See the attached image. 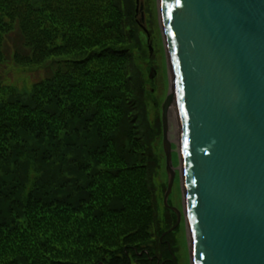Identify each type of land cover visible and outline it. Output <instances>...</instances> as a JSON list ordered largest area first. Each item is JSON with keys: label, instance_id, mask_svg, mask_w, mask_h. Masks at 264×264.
I'll list each match as a JSON object with an SVG mask.
<instances>
[{"label": "trees", "instance_id": "trees-1", "mask_svg": "<svg viewBox=\"0 0 264 264\" xmlns=\"http://www.w3.org/2000/svg\"><path fill=\"white\" fill-rule=\"evenodd\" d=\"M122 2L0 0V64L43 74L0 82V264H169L178 228Z\"/></svg>", "mask_w": 264, "mask_h": 264}, {"label": "water", "instance_id": "water-1", "mask_svg": "<svg viewBox=\"0 0 264 264\" xmlns=\"http://www.w3.org/2000/svg\"><path fill=\"white\" fill-rule=\"evenodd\" d=\"M171 93L162 106L163 206L183 216L191 264H264V0H159ZM146 35L150 56V35ZM149 80L156 72L149 71ZM180 129L182 214L168 205ZM163 235L160 239L164 238ZM169 248V246H168Z\"/></svg>", "mask_w": 264, "mask_h": 264}, {"label": "rangeland", "instance_id": "rangeland-1", "mask_svg": "<svg viewBox=\"0 0 264 264\" xmlns=\"http://www.w3.org/2000/svg\"><path fill=\"white\" fill-rule=\"evenodd\" d=\"M136 0H123L119 6V12L126 18L129 17L130 12L134 19L136 17ZM140 5L143 7V24L144 29L150 34V44L152 48V55L148 52L147 40L143 31L139 33V42L136 48L131 47L132 57L135 63V70L138 75L139 84L142 87L145 95L144 103L141 106L142 117L144 125L149 129L158 132V136L152 145L153 154L158 161V169L155 179V185L160 187L158 190L159 201H162L167 191L162 194L161 188L168 185V176L165 171V156L162 147V106L165 103L167 96L171 93V75L168 69L166 61L165 45L162 39V25L160 20V5L159 0H140ZM136 20L141 25V13L138 12ZM129 23V19H126V24ZM122 39V36L118 37ZM18 42V35L16 32L12 33L6 39L5 53L7 57H11L14 51V44ZM140 43V45H139ZM141 54V55H140ZM6 57V58H7ZM155 69L156 76L152 81L149 78V71ZM43 76L42 72L36 73H20L16 71L11 65L5 63L0 64V82H7L11 85H15L17 88H21L22 85L35 84ZM173 116L174 121L170 119ZM177 113L173 108L169 109L168 114V140L172 147V166L175 172V180L172 188V192L169 196L168 202L171 208L178 210L181 214L183 211L182 195L183 188L181 183L180 173V159L178 156V148L180 144V138H178V125H177ZM179 122V121H178ZM176 217V216H175ZM189 235L185 227L183 216L180 221V225L175 232L172 243L173 252L169 245L171 252V259L169 264H191L190 263V241ZM168 247V246H167Z\"/></svg>", "mask_w": 264, "mask_h": 264}, {"label": "bare ground", "instance_id": "bare-ground-1", "mask_svg": "<svg viewBox=\"0 0 264 264\" xmlns=\"http://www.w3.org/2000/svg\"><path fill=\"white\" fill-rule=\"evenodd\" d=\"M142 30V29H141ZM155 70V69H154ZM170 119L172 120V122L174 121L173 116H170ZM177 120V119H176ZM177 125H178V138H180V129H179V124H178V120H177ZM180 145V144H179Z\"/></svg>", "mask_w": 264, "mask_h": 264}, {"label": "flooded vegetation", "instance_id": "flooded-vegetation-1", "mask_svg": "<svg viewBox=\"0 0 264 264\" xmlns=\"http://www.w3.org/2000/svg\"><path fill=\"white\" fill-rule=\"evenodd\" d=\"M161 242H162V240H161ZM167 246H169V244H167ZM170 248V247H169ZM168 248V251H169V253H170V255H171V252H170V249ZM171 257H172V255H171Z\"/></svg>", "mask_w": 264, "mask_h": 264}]
</instances>
